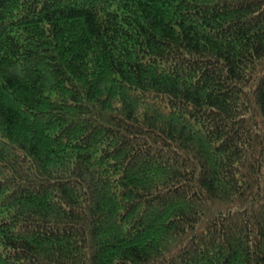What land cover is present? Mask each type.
<instances>
[{
    "label": "trees",
    "instance_id": "obj_1",
    "mask_svg": "<svg viewBox=\"0 0 264 264\" xmlns=\"http://www.w3.org/2000/svg\"><path fill=\"white\" fill-rule=\"evenodd\" d=\"M0 264H264V0H0Z\"/></svg>",
    "mask_w": 264,
    "mask_h": 264
}]
</instances>
